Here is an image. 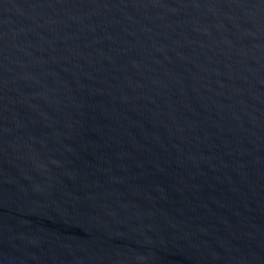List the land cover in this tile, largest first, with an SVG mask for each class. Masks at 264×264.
Instances as JSON below:
<instances>
[{"label":"water","instance_id":"water-1","mask_svg":"<svg viewBox=\"0 0 264 264\" xmlns=\"http://www.w3.org/2000/svg\"><path fill=\"white\" fill-rule=\"evenodd\" d=\"M0 264H264V0H0Z\"/></svg>","mask_w":264,"mask_h":264}]
</instances>
